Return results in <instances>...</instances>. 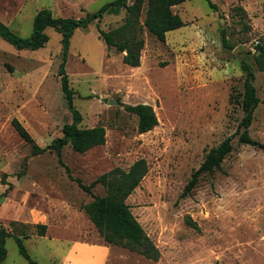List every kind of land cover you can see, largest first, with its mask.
I'll return each instance as SVG.
<instances>
[{"label":"rangeland","instance_id":"obj_1","mask_svg":"<svg viewBox=\"0 0 264 264\" xmlns=\"http://www.w3.org/2000/svg\"><path fill=\"white\" fill-rule=\"evenodd\" d=\"M112 1L0 0V22L25 39L42 9L78 19ZM209 1L213 8L206 0L173 7L185 25L167 32L163 42L142 26V12L138 67L106 49L96 21L73 31L64 67L72 107L81 117L79 127H102L105 142L82 154L63 146L62 165L52 151L32 156L10 125L17 119L44 147L72 121L58 76L61 35L46 28L47 42L37 50H17L0 37V228L21 237L37 264H58L55 258L73 240L104 243L81 210L91 197L69 180L64 165L88 185L114 168L127 171L139 159L147 172L125 203L159 257L152 261L116 246L106 264H264V150L233 136L243 115L244 61L254 71L259 99L248 134L264 145V71L255 65L256 44L264 38V0ZM125 15L123 7L112 8L98 26L115 29ZM221 30L231 49L222 47ZM136 104L151 106L157 124L150 131L138 133L136 116L124 110ZM227 137H233L231 152L181 198L205 154ZM92 193L107 194L100 184ZM37 224L46 225L44 236H38ZM5 249L1 264H29L13 237L5 239Z\"/></svg>","mask_w":264,"mask_h":264},{"label":"trees","instance_id":"obj_2","mask_svg":"<svg viewBox=\"0 0 264 264\" xmlns=\"http://www.w3.org/2000/svg\"><path fill=\"white\" fill-rule=\"evenodd\" d=\"M185 0H134L127 4L126 0H114L103 5L93 13H87L83 18H59L53 17L47 9L38 11L33 17L32 32L29 37L22 39L11 32L6 25L0 22V37L10 43L17 50H37L47 42L44 33L46 28H52L61 35L62 59L58 66V76L60 89L68 110L71 112L72 121L63 125L62 136L55 138L48 145L40 147L34 143L32 137L15 118L11 119L10 125L18 136L31 147V155L36 156L44 152H55L59 163L60 152L63 146L69 145L71 149L79 154L91 148L101 146L105 142L104 129L100 126L92 128L79 127L81 117L72 107L73 91L69 87L68 78L65 73V62L70 37L75 29L85 28L88 24L96 21V31L98 39L106 46V49L114 48L116 53H123L121 62L130 67H138L140 62V52L143 47V40L140 37L142 27L138 24V18L144 14L142 26L158 41L165 40V34L185 25L180 16L172 11V8L182 4ZM209 7L214 6L206 0ZM123 7L126 15L122 25L110 31H102L98 23L103 15L112 8ZM221 44L225 49H231L227 44L224 30L220 31ZM257 55L255 65L258 71H264V38L256 44ZM240 69L244 73L243 94L241 99V110L243 115L237 125L233 136L238 135V142L264 150V145L251 139L248 129L252 121L253 112L259 103L256 97L253 80L255 74L249 64L242 61ZM124 110L133 114L137 118V132L145 133L150 131L157 124V118L151 108L146 104L127 105ZM227 137L217 146L212 147L205 154L199 167L194 170L190 179L185 184L180 197L188 195L196 186L200 175L210 173L217 169L224 158L231 152V140ZM65 172L70 181L76 183L78 188L91 197L90 202L81 206L88 220L102 237L104 243L122 247L128 251L143 256L146 259L157 261L159 253L151 241L144 233L142 227L130 211V207L125 203L126 198L139 185L141 179L147 172V167L143 159L136 160L127 171L114 168L108 173L98 176L88 185L83 184L80 179L70 176L69 169L64 165ZM100 184L107 194L97 196L92 193V189ZM5 197V193L0 195ZM193 224V223H192ZM38 236H44L46 225L37 224ZM13 237L19 254L29 262L37 264L29 256L24 248L21 237L8 235L3 228H0V264L6 257L5 239ZM25 238V237H23Z\"/></svg>","mask_w":264,"mask_h":264},{"label":"crops","instance_id":"obj_3","mask_svg":"<svg viewBox=\"0 0 264 264\" xmlns=\"http://www.w3.org/2000/svg\"><path fill=\"white\" fill-rule=\"evenodd\" d=\"M66 246V252L55 258L58 264H106L112 256V248L116 247L106 243H90L84 240H73Z\"/></svg>","mask_w":264,"mask_h":264},{"label":"water","instance_id":"obj_4","mask_svg":"<svg viewBox=\"0 0 264 264\" xmlns=\"http://www.w3.org/2000/svg\"><path fill=\"white\" fill-rule=\"evenodd\" d=\"M108 103H113L111 100H108ZM116 104H118V103H116Z\"/></svg>","mask_w":264,"mask_h":264}]
</instances>
